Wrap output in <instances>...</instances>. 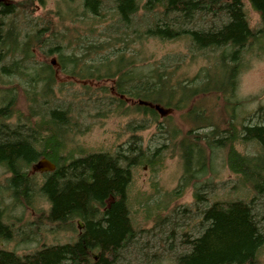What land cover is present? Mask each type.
<instances>
[{
    "label": "trees",
    "instance_id": "16d2710c",
    "mask_svg": "<svg viewBox=\"0 0 264 264\" xmlns=\"http://www.w3.org/2000/svg\"><path fill=\"white\" fill-rule=\"evenodd\" d=\"M244 2L259 16L257 29L248 24ZM43 4L0 2L4 190L16 207L36 212L46 202L49 209L38 210L40 222L56 231L76 233L77 222L83 228L71 243L43 246L25 256L0 251V264H116L141 232L130 216L132 170L155 165L167 153L182 168L168 203L191 188L193 209H181L180 219L187 226L194 218L198 222L195 235L182 236L186 251L173 264H261L264 209L258 210L256 201L264 197V154L244 156L236 145L253 141L264 151V117L248 119L237 133L234 93L242 54L264 42V0H59L54 10L31 18L29 32L23 29L26 11L31 16ZM182 40L188 43L184 54L156 58L145 50L150 42ZM199 61L202 67L191 75ZM58 75L79 81L81 93H67L63 87L72 84H62ZM106 81L112 82L110 88L90 84ZM19 93L25 113L14 106ZM219 101L221 114L212 105ZM111 114L132 117L127 142L114 153L78 150L77 139L90 131L85 120ZM150 128L154 133L143 147L139 133ZM219 152L225 153L227 169L238 175L240 186L253 194L250 201L210 203V181H201ZM41 159L55 170L31 173ZM179 225L157 219L153 231L162 234L169 226L166 239L174 241ZM12 234L0 201V241L9 242Z\"/></svg>",
    "mask_w": 264,
    "mask_h": 264
},
{
    "label": "rangeland",
    "instance_id": "374dc122",
    "mask_svg": "<svg viewBox=\"0 0 264 264\" xmlns=\"http://www.w3.org/2000/svg\"><path fill=\"white\" fill-rule=\"evenodd\" d=\"M10 2V0H3ZM14 3H21L23 0H12ZM59 0H44L43 6L34 8L31 16L26 11L25 19L20 21L23 29L29 32L30 20L37 19L46 15L47 11L54 10L56 3ZM244 12L250 28L257 29L260 26L259 16L244 2ZM188 43L186 41H177L174 43H154L150 42L146 46L147 53H155L156 58L167 53H181L187 51ZM242 54L241 67L237 76L236 90L234 93V102H237L234 109L235 122L241 126L247 122V119L258 115L264 117V42L246 49ZM53 60V58H51ZM39 60H43L39 56ZM203 61H199L196 66L190 69V74L194 75ZM59 82L62 84H72L64 86L67 88V93H81V84L79 81L68 80L58 75ZM92 87L99 88L107 86L110 88L112 82H100V84L92 82ZM59 103H64L62 98ZM129 104L128 102H126ZM217 107V111L222 113L223 103H212ZM17 111L26 112L22 95H17L15 103ZM90 115L95 114L93 107L89 108ZM216 111V112H217ZM217 112V114H219ZM175 123L179 124V118L173 115ZM132 117H121L120 115L111 114L105 119H90L85 120L86 124L90 125V131L77 139L76 144L78 150H82L84 154L90 153H114L120 146L124 145L131 136L130 122ZM132 126H135L132 124ZM154 129L139 133L142 138L143 147L150 143ZM242 148L237 144L238 152L243 153L248 151L249 156L256 154H264L256 143ZM225 153H217L211 163L210 173L203 178L204 181H210L209 200L210 203L219 200H245L250 201L253 194L242 188L237 177L229 176L227 165L225 164ZM181 162L177 157H172V154L167 153L165 157L156 161L155 165L144 164L132 170L131 182L128 188V201L130 216L137 232L138 239L123 251L116 264H173V259L177 254H180L186 249L180 245L181 238L184 234L195 235L197 231V221L186 222L181 220L179 211L183 208L192 210L193 190L190 188L185 191L184 195L168 203V194L171 193L177 186L181 176ZM7 174L0 167V201L2 202V210L4 214V223L12 226L14 234L12 240L4 242L3 249L17 253L18 255L31 254L43 246L64 245L75 241L77 236L74 232L56 231V228L40 222L43 217L39 215L38 210L47 211L49 206L46 202L39 203L36 206V212L23 206H14L11 203L9 194L5 191V180ZM238 186V188H235ZM240 186V187H239ZM39 200L37 201V203ZM167 203L169 205H167ZM256 204L258 210L264 209V197H258ZM167 205L166 210L164 207ZM164 210V211H163ZM191 216V215H189ZM168 218L170 222L178 221V228H175L173 239L166 238L171 233L169 226L163 227V233H159V229L153 231L157 219ZM183 218V216L181 217ZM168 224V223H167ZM160 227V225L158 226ZM2 242V241H1ZM172 244V245H171ZM261 264H264V255Z\"/></svg>",
    "mask_w": 264,
    "mask_h": 264
},
{
    "label": "water",
    "instance_id": "95a60500",
    "mask_svg": "<svg viewBox=\"0 0 264 264\" xmlns=\"http://www.w3.org/2000/svg\"><path fill=\"white\" fill-rule=\"evenodd\" d=\"M51 64L54 66L55 62L52 61ZM156 110L161 114V116L164 115V112H162L160 109L156 108ZM54 170H55V166L51 162H49L46 159H41L33 166L31 173H50L53 172ZM77 225H78V230L79 231L82 230L83 225L80 222H77ZM95 258H97V256Z\"/></svg>",
    "mask_w": 264,
    "mask_h": 264
},
{
    "label": "flooded vegetation",
    "instance_id": "af4514ba",
    "mask_svg": "<svg viewBox=\"0 0 264 264\" xmlns=\"http://www.w3.org/2000/svg\"><path fill=\"white\" fill-rule=\"evenodd\" d=\"M0 2H3V0H0ZM248 120V119H247ZM243 125V124H242ZM241 128V126L240 127H238V126H236V131H237V133H239L240 132V129ZM237 144H240L239 146H241L242 148H244V149H246L245 147L247 146H250V145H255L254 144V142L253 141H246V142H239V143H237ZM237 146V145H236ZM240 153V152H239ZM247 153H248V151H247ZM226 164V163H225ZM227 165V164H226ZM228 175L229 176H234V177H238V175L237 174H235V173H233V172H231L230 170H228ZM3 245H4V242L2 241V242H0V251H3V252H7V253H13V254H15V255H17V256H25V255H27V254H24V255H18L17 253H14V252H12V251H8V250H4L3 249Z\"/></svg>",
    "mask_w": 264,
    "mask_h": 264
},
{
    "label": "bare ground",
    "instance_id": "6f19581e",
    "mask_svg": "<svg viewBox=\"0 0 264 264\" xmlns=\"http://www.w3.org/2000/svg\"><path fill=\"white\" fill-rule=\"evenodd\" d=\"M242 155H244V156H247L248 155V153L247 152H243V153H241ZM12 240V238L10 239V241ZM1 242V241H0ZM3 242H5V241H3Z\"/></svg>",
    "mask_w": 264,
    "mask_h": 264
}]
</instances>
